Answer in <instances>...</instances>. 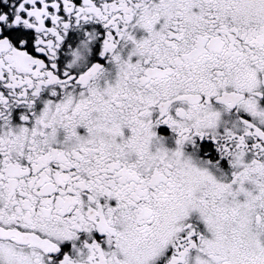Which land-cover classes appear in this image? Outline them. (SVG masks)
<instances>
[{"label":"snow or ice","instance_id":"6c2138e0","mask_svg":"<svg viewBox=\"0 0 264 264\" xmlns=\"http://www.w3.org/2000/svg\"><path fill=\"white\" fill-rule=\"evenodd\" d=\"M0 264H264V0H0Z\"/></svg>","mask_w":264,"mask_h":264}]
</instances>
